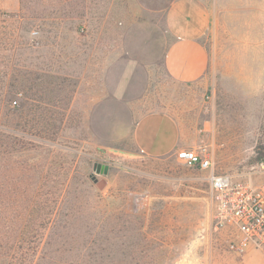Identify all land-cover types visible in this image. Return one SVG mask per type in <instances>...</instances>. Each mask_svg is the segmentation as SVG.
I'll return each mask as SVG.
<instances>
[{"label": "rangeland", "instance_id": "rangeland-1", "mask_svg": "<svg viewBox=\"0 0 264 264\" xmlns=\"http://www.w3.org/2000/svg\"><path fill=\"white\" fill-rule=\"evenodd\" d=\"M203 1L212 13L207 74L180 84L161 63L146 64L140 34L121 31L107 3L0 0L5 254L42 264H264L259 252H229L227 235L211 231L205 171L175 153L139 155L130 142L140 116L166 111L217 173L264 183L255 173L264 155V0ZM92 176L106 180L102 190Z\"/></svg>", "mask_w": 264, "mask_h": 264}, {"label": "crops", "instance_id": "crops-1", "mask_svg": "<svg viewBox=\"0 0 264 264\" xmlns=\"http://www.w3.org/2000/svg\"><path fill=\"white\" fill-rule=\"evenodd\" d=\"M106 11L120 17L121 31L140 34L137 48L147 51V65L161 63L176 83L205 78L209 55L203 37L212 13L203 0H98ZM114 3H120L118 9ZM123 5V7L121 6ZM166 111L146 112L133 126L130 142L135 153L151 158L173 155L196 144ZM139 154V155H140Z\"/></svg>", "mask_w": 264, "mask_h": 264}, {"label": "built area", "instance_id": "built-area-1", "mask_svg": "<svg viewBox=\"0 0 264 264\" xmlns=\"http://www.w3.org/2000/svg\"><path fill=\"white\" fill-rule=\"evenodd\" d=\"M175 158L206 172L210 229L227 235V250L238 255L256 251L264 256V183L253 186L234 180L232 175L217 173L212 157L202 147L177 150ZM257 166L255 173H264V155Z\"/></svg>", "mask_w": 264, "mask_h": 264}, {"label": "trees", "instance_id": "trees-1", "mask_svg": "<svg viewBox=\"0 0 264 264\" xmlns=\"http://www.w3.org/2000/svg\"><path fill=\"white\" fill-rule=\"evenodd\" d=\"M29 259H30L29 255H22L16 257L15 255L5 254L2 249L1 235H0V264H42V263H37L38 259H35L34 261H32V263L31 261L29 262ZM41 260L46 261V263L49 262V264H54L55 262L59 264V260L51 257L42 258ZM82 263L86 264V262L83 261V259H81V264ZM63 264H72V262H64ZM73 264H77V263H73Z\"/></svg>", "mask_w": 264, "mask_h": 264}, {"label": "water", "instance_id": "water-1", "mask_svg": "<svg viewBox=\"0 0 264 264\" xmlns=\"http://www.w3.org/2000/svg\"><path fill=\"white\" fill-rule=\"evenodd\" d=\"M108 168L109 167L107 165H96L95 171L97 174L106 175L108 172ZM91 179H92L93 183L95 184V186L97 187L98 190H102L106 185L105 179H96L95 176H92Z\"/></svg>", "mask_w": 264, "mask_h": 264}]
</instances>
